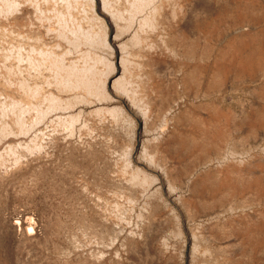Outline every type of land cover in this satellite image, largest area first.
I'll return each mask as SVG.
<instances>
[{"label": "rangeland", "instance_id": "obj_1", "mask_svg": "<svg viewBox=\"0 0 264 264\" xmlns=\"http://www.w3.org/2000/svg\"><path fill=\"white\" fill-rule=\"evenodd\" d=\"M0 264H264V0H0Z\"/></svg>", "mask_w": 264, "mask_h": 264}, {"label": "bare ground", "instance_id": "obj_2", "mask_svg": "<svg viewBox=\"0 0 264 264\" xmlns=\"http://www.w3.org/2000/svg\"><path fill=\"white\" fill-rule=\"evenodd\" d=\"M66 80H67V79H66ZM68 80H69V79H68ZM68 80H67V81H68ZM68 84L71 85V83H69V81H68ZM55 108H56V107H55Z\"/></svg>", "mask_w": 264, "mask_h": 264}]
</instances>
